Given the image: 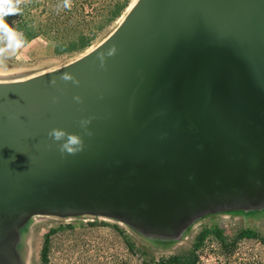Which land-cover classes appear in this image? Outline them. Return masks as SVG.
Wrapping results in <instances>:
<instances>
[{
  "label": "water",
  "instance_id": "obj_1",
  "mask_svg": "<svg viewBox=\"0 0 264 264\" xmlns=\"http://www.w3.org/2000/svg\"><path fill=\"white\" fill-rule=\"evenodd\" d=\"M53 128L85 150L62 155ZM263 206L264 0H137L83 57L0 82V264H18L37 215L178 240L197 217Z\"/></svg>",
  "mask_w": 264,
  "mask_h": 264
},
{
  "label": "rangeland",
  "instance_id": "obj_2",
  "mask_svg": "<svg viewBox=\"0 0 264 264\" xmlns=\"http://www.w3.org/2000/svg\"><path fill=\"white\" fill-rule=\"evenodd\" d=\"M132 1L133 6L137 0ZM124 17L82 54L58 57L53 54V45L45 38L34 40L22 48L16 56L0 62V82L25 80L76 61L106 40ZM94 223L98 225L92 226ZM104 223L120 225L138 245L145 246L143 237L136 235L124 223L113 219L90 215L68 218L37 215L19 231L16 246L18 264H41L45 236L55 228L61 230L51 238L50 264H103L107 258L112 262L118 257L133 261L124 243L116 234L111 229L102 228ZM213 225H218L228 236H234L240 228H252L264 236V209L250 212L230 209L207 213L190 229L188 235L178 239V243L172 248L155 250L156 257L159 259L162 256L189 250L194 237L201 229ZM200 264H264V243L257 239L244 240L233 253L225 255L219 243L210 239L201 253Z\"/></svg>",
  "mask_w": 264,
  "mask_h": 264
},
{
  "label": "trees",
  "instance_id": "obj_3",
  "mask_svg": "<svg viewBox=\"0 0 264 264\" xmlns=\"http://www.w3.org/2000/svg\"><path fill=\"white\" fill-rule=\"evenodd\" d=\"M132 2V0H72V7L63 9L58 7L60 0H23L20 5L21 13L6 19L18 32L23 33L27 41L26 46L36 39L45 38L53 45L55 56H74L89 50L102 34L127 14ZM239 209L250 212L262 210L264 206L260 209ZM228 210L230 209L224 211ZM201 217H197L183 227V238ZM113 220L124 223L136 235L143 237L145 246L138 245L120 225L104 223L102 228L111 229L116 234L124 243L133 261L118 257L109 262L107 258L103 264H200L201 253L210 239L219 243L225 255L233 253L244 240L257 239L264 243V236L252 228H240L234 236H228L218 225L204 226L194 237L189 250L158 259L155 250L172 248L178 240L146 236L123 221ZM97 225V223L92 224V226ZM60 230V228L51 229L45 236L41 264H50L51 238Z\"/></svg>",
  "mask_w": 264,
  "mask_h": 264
},
{
  "label": "clouds",
  "instance_id": "obj_4",
  "mask_svg": "<svg viewBox=\"0 0 264 264\" xmlns=\"http://www.w3.org/2000/svg\"><path fill=\"white\" fill-rule=\"evenodd\" d=\"M23 0H0V62L6 58L16 56L22 48L26 46V39L23 33L18 32L12 25H10L6 18L17 16L21 13ZM58 7L63 9H70L72 7V0H60ZM118 49L113 46L107 52H100L97 56L100 62V67L104 68L108 57H113L117 54ZM65 82H72L79 85V81L71 74L66 73L61 77ZM55 85L56 81L53 80ZM77 102L82 103V98L75 97ZM91 119H83L79 121V127L86 136H92L89 130ZM49 139H51L58 147L62 155H77L85 150V142L83 136L80 134L69 133L60 128H53L48 132Z\"/></svg>",
  "mask_w": 264,
  "mask_h": 264
},
{
  "label": "flooded vegetation",
  "instance_id": "obj_5",
  "mask_svg": "<svg viewBox=\"0 0 264 264\" xmlns=\"http://www.w3.org/2000/svg\"><path fill=\"white\" fill-rule=\"evenodd\" d=\"M22 228H20V230H21Z\"/></svg>",
  "mask_w": 264,
  "mask_h": 264
}]
</instances>
